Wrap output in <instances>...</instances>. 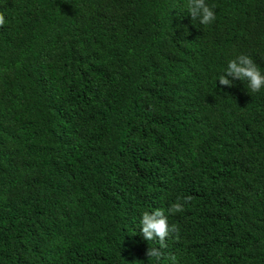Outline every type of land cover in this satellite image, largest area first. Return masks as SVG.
<instances>
[{
	"label": "trees",
	"instance_id": "obj_1",
	"mask_svg": "<svg viewBox=\"0 0 264 264\" xmlns=\"http://www.w3.org/2000/svg\"><path fill=\"white\" fill-rule=\"evenodd\" d=\"M205 2L0 0V264H264V0Z\"/></svg>",
	"mask_w": 264,
	"mask_h": 264
},
{
	"label": "clouds",
	"instance_id": "obj_2",
	"mask_svg": "<svg viewBox=\"0 0 264 264\" xmlns=\"http://www.w3.org/2000/svg\"><path fill=\"white\" fill-rule=\"evenodd\" d=\"M191 16L192 20L199 19L203 25H209L215 20V13L213 8L206 4L205 0H186L183 6ZM5 15L0 12V27L5 24ZM220 85H233L235 80L247 81L248 88L251 92H259L261 88H264V74L256 66L253 59L245 54L238 55L235 59L228 61L226 69L223 74L219 76ZM192 200L191 196L183 198L181 202L180 198L176 202L172 203L168 208V213L175 214L183 212L185 205ZM140 231L143 238L147 241L158 239L159 248L149 247L146 255L160 259L163 256L162 248H167L166 238L170 233H175V238H179V226H169L168 218L165 212L157 208L152 212L144 211L140 220ZM168 259L172 264H177V258L174 254H170Z\"/></svg>",
	"mask_w": 264,
	"mask_h": 264
}]
</instances>
